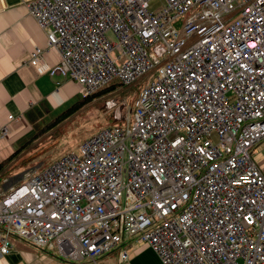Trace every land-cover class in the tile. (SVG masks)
I'll use <instances>...</instances> for the list:
<instances>
[{
    "label": "built area",
    "instance_id": "2783aa9c",
    "mask_svg": "<svg viewBox=\"0 0 264 264\" xmlns=\"http://www.w3.org/2000/svg\"><path fill=\"white\" fill-rule=\"evenodd\" d=\"M24 5L60 55L50 75L85 95L114 79L144 83L132 122L101 129L78 153L0 193V254L15 236L54 249L62 264H99L137 239L162 264H264V173L255 159L264 150V0ZM159 43L163 60L150 50ZM43 50L30 52L29 64Z\"/></svg>",
    "mask_w": 264,
    "mask_h": 264
},
{
    "label": "crops",
    "instance_id": "0c3cea01",
    "mask_svg": "<svg viewBox=\"0 0 264 264\" xmlns=\"http://www.w3.org/2000/svg\"><path fill=\"white\" fill-rule=\"evenodd\" d=\"M26 1L0 0V128L9 124L8 132L0 136V193L11 187H3L5 173L27 159L31 146L40 139L38 132L84 92L76 81L49 74L60 55L46 46L45 33L28 15ZM37 47L44 50L33 66L29 64L30 52ZM11 240L13 247L7 254H0V264H62L54 249L39 248L15 236ZM122 249L128 253L126 261L120 258ZM99 264L162 263L149 246L130 239L101 255Z\"/></svg>",
    "mask_w": 264,
    "mask_h": 264
},
{
    "label": "rangeland",
    "instance_id": "374dc122",
    "mask_svg": "<svg viewBox=\"0 0 264 264\" xmlns=\"http://www.w3.org/2000/svg\"><path fill=\"white\" fill-rule=\"evenodd\" d=\"M107 34L111 36V41H115V36L111 31H108ZM150 50L161 60L164 59L165 48L162 43L152 46ZM111 83L117 84L118 80L114 79ZM111 83L103 87H107ZM142 83L144 82L129 87L120 85L115 90L96 95L87 103L84 99L85 93L80 92L69 106L55 116L58 117L60 113L69 110L70 107L82 105L64 120H61V123L56 124L52 130L42 134L39 131L40 139L31 146L32 150L26 157L27 159L19 161L5 173V177L2 178L3 187L15 186L23 179L26 172H39L46 165L67 153H78L80 145L101 129L113 126L125 127L127 120L132 122L133 102ZM255 159L264 173V150L262 148L256 152Z\"/></svg>",
    "mask_w": 264,
    "mask_h": 264
},
{
    "label": "trees",
    "instance_id": "16d2710c",
    "mask_svg": "<svg viewBox=\"0 0 264 264\" xmlns=\"http://www.w3.org/2000/svg\"><path fill=\"white\" fill-rule=\"evenodd\" d=\"M122 85L120 82H118L117 84H113L111 83V85L107 86V87H103L100 88L98 91H96L95 93L91 94V95H85L84 99H85V103H87L89 100H91L93 97H95L96 95L100 94V93H105L109 90H115L118 86ZM82 105V104H81ZM81 105L79 106H73L72 108L70 107L69 110L64 111L63 113H61L58 117H56L53 121L49 122V124H47V126L42 129L41 134L43 132H46L48 130H52L56 124L61 123V120H64L67 116H69L70 114H72L75 110H77ZM39 135V132H38Z\"/></svg>",
    "mask_w": 264,
    "mask_h": 264
}]
</instances>
